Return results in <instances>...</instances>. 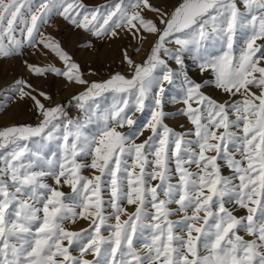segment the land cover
Wrapping results in <instances>:
<instances>
[{
  "label": "snow or ice",
  "instance_id": "6c2138e0",
  "mask_svg": "<svg viewBox=\"0 0 264 264\" xmlns=\"http://www.w3.org/2000/svg\"><path fill=\"white\" fill-rule=\"evenodd\" d=\"M56 16L91 52L128 41L147 56L121 43L127 72L89 79L43 31ZM26 48L61 65L23 60L30 77L77 91L0 87V111L31 102L39 120L0 129V264H264V0H0V58ZM177 116L192 127L165 123Z\"/></svg>",
  "mask_w": 264,
  "mask_h": 264
},
{
  "label": "rangeland",
  "instance_id": "374dc122",
  "mask_svg": "<svg viewBox=\"0 0 264 264\" xmlns=\"http://www.w3.org/2000/svg\"><path fill=\"white\" fill-rule=\"evenodd\" d=\"M160 1L163 2L164 0H156V2L158 3ZM83 2L89 7H97L108 3V0H83ZM43 31H45L47 34L52 35L59 41H61L62 46L73 55L75 60H77L81 64V67L85 72H88L89 68L96 71L97 73L96 75L94 76L89 75L87 77L89 79H93V80L106 79L109 76L110 72L113 71H120L123 73L127 72L126 65L120 64V56L113 58L108 57L107 55L108 50L103 49L104 42L103 43L100 41L95 42L96 47L98 49L97 52H91L85 47H83L84 42L88 39V34L83 32L82 30L73 28L62 17L59 16L54 17L51 20L50 25L45 26ZM237 39L241 40L242 38L238 36ZM102 53H104V58H102L103 55ZM14 60H18V66H16L15 69H11L9 67V64ZM23 60H28L30 63L38 64V65H46L49 63H54L57 66H61L60 62L52 54L49 53L48 56H45L41 52H33L32 49L26 48L25 54L22 58L21 57L0 58V87H3L5 84L11 83L14 79L20 77H23L25 79H30L31 82L33 79H37L35 77H30L29 73L24 69ZM95 61L100 62L98 67L97 66L94 67L93 65L94 64L93 62ZM189 71L190 73L194 74L193 78L199 77V73L196 71L195 66L191 64V61H189ZM38 80L42 82L41 88H44L45 90L49 91L57 102L66 103L71 98V95L74 94L75 91H77L76 88H68V89L62 88L61 86L62 81L58 80L53 76H49L47 80H43V79H38ZM208 91L209 94L212 95L214 99H217L220 102L229 99L227 94L222 93L220 90L209 89ZM69 92H71V94L66 95ZM180 107H182V105L180 104H169L165 110L167 112H176L177 109H179ZM71 115L73 117H76L77 115H79V110L74 107L71 108ZM137 115L140 116L139 113ZM146 118H147V113H145L144 116L142 117V121L143 119ZM5 119L8 120V122L6 121L3 122ZM38 123L39 120L37 119V115L35 111L32 109V107L28 108L27 110L17 109L16 104H11L6 111H0V129L7 126L22 125V124H31L34 126ZM165 123H167L170 127L176 129L177 131H184L185 129L192 127V125L187 121V119L184 116H177L174 119H166ZM181 125H183L184 127L181 128ZM147 135L148 133H145V136L140 137V140H143ZM137 142L139 143L140 141L138 140ZM82 162L90 163V158ZM92 173L93 170L90 168L82 169V174L85 176L90 177ZM223 174L230 175L231 171L227 168H224ZM49 182L51 183V181ZM64 190L68 191L67 188H65ZM171 207H176V206L172 205ZM127 210L129 212L134 211V206L131 205L127 206ZM237 214L244 215L246 213L244 210H239ZM124 218L125 217H122V219ZM170 218L173 220H177L180 217L172 216ZM87 226H88L87 221L80 220L77 224H75L72 227L75 230H79ZM107 234H108L107 232L104 233V235ZM241 235H244L245 239H251V237L247 236L244 233H241ZM88 258L90 259L91 257Z\"/></svg>",
  "mask_w": 264,
  "mask_h": 264
},
{
  "label": "bare ground",
  "instance_id": "6f19581e",
  "mask_svg": "<svg viewBox=\"0 0 264 264\" xmlns=\"http://www.w3.org/2000/svg\"><path fill=\"white\" fill-rule=\"evenodd\" d=\"M161 2V1H160ZM180 2V0H164L163 1V3H166L170 8L172 7V6H174V5H177L178 3ZM74 30V29H73ZM75 34V33H74ZM121 43H123V45L125 46V47H128V50H129V53L130 54H132L133 55V58L135 59V60H137L138 62H142L143 61V59H145V57L147 56V53H148V50H149V48H150V46L148 45V44H145L144 45V47L141 49V51L139 52V53H132V47L131 46H129V44H128V41H123V42H121V41H117V42H115V43H111V44H109L108 42H104V44H103V49H107L108 50V57L109 58H113V57H119L120 56V54H119V48H120V45H121ZM135 45V42L133 41L132 42V46H134ZM103 55H102V58H104V53H102ZM106 57V56H105ZM116 59V58H115ZM118 59V58H117ZM94 64V67L95 66H97L98 67V65L100 64V62H93ZM115 63V62H114ZM16 66H18V60H14V61H12V62H10V64H9V67L11 68V69H15L16 68ZM107 68V67H106ZM32 83L35 85V86H37V87H41V81L40 80H38V79H33L32 80ZM69 94H71V92H69L68 94H66V95H69ZM57 100H59V99H57ZM32 107V104H31V102H27V103H21V104H16V108L17 109H25V110H27L28 108H31ZM3 121V120H2ZM8 122V120H4L3 122ZM3 124V123H2Z\"/></svg>",
  "mask_w": 264,
  "mask_h": 264
}]
</instances>
